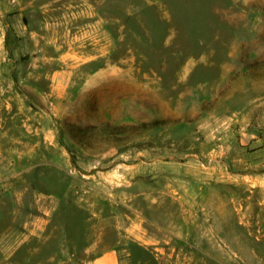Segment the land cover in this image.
Returning <instances> with one entry per match:
<instances>
[{
  "label": "rangeland",
  "instance_id": "374dc122",
  "mask_svg": "<svg viewBox=\"0 0 264 264\" xmlns=\"http://www.w3.org/2000/svg\"><path fill=\"white\" fill-rule=\"evenodd\" d=\"M0 0V264H264V0Z\"/></svg>",
  "mask_w": 264,
  "mask_h": 264
},
{
  "label": "crops",
  "instance_id": "0c3cea01",
  "mask_svg": "<svg viewBox=\"0 0 264 264\" xmlns=\"http://www.w3.org/2000/svg\"><path fill=\"white\" fill-rule=\"evenodd\" d=\"M13 1L9 0L8 4V10H5L4 16L7 18L8 23L13 24L14 22L19 21V18L27 12V5L24 4V6L19 5L18 3H12ZM1 13V12H0ZM5 121L2 118L0 121V124L5 125ZM8 124V123H6ZM92 264H123L120 256V252L117 249H110L100 256H98Z\"/></svg>",
  "mask_w": 264,
  "mask_h": 264
}]
</instances>
